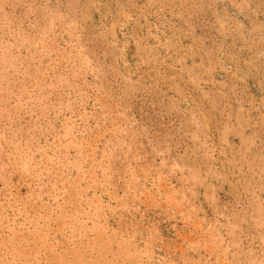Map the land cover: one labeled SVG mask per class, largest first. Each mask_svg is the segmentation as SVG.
I'll return each mask as SVG.
<instances>
[{
  "label": "rangeland",
  "instance_id": "rangeland-1",
  "mask_svg": "<svg viewBox=\"0 0 264 264\" xmlns=\"http://www.w3.org/2000/svg\"><path fill=\"white\" fill-rule=\"evenodd\" d=\"M0 264H264V0H0Z\"/></svg>",
  "mask_w": 264,
  "mask_h": 264
}]
</instances>
